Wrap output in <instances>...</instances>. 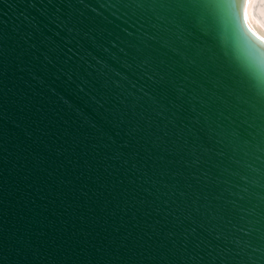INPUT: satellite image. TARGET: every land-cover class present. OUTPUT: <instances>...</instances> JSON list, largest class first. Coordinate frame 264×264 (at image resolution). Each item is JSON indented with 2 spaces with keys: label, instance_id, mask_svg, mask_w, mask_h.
<instances>
[{
  "label": "water",
  "instance_id": "95a60500",
  "mask_svg": "<svg viewBox=\"0 0 264 264\" xmlns=\"http://www.w3.org/2000/svg\"><path fill=\"white\" fill-rule=\"evenodd\" d=\"M0 264H264V93L205 0H0Z\"/></svg>",
  "mask_w": 264,
  "mask_h": 264
},
{
  "label": "snow or ice",
  "instance_id": "6c2138e0",
  "mask_svg": "<svg viewBox=\"0 0 264 264\" xmlns=\"http://www.w3.org/2000/svg\"><path fill=\"white\" fill-rule=\"evenodd\" d=\"M205 7L219 26L230 33L234 49L242 64L250 67L264 56V50L243 24L241 0H205Z\"/></svg>",
  "mask_w": 264,
  "mask_h": 264
},
{
  "label": "clouds",
  "instance_id": "9594fccd",
  "mask_svg": "<svg viewBox=\"0 0 264 264\" xmlns=\"http://www.w3.org/2000/svg\"><path fill=\"white\" fill-rule=\"evenodd\" d=\"M243 24L264 50V0H241ZM239 62L242 64L240 59ZM245 66L244 64H242ZM259 93H264V56L250 67L245 66Z\"/></svg>",
  "mask_w": 264,
  "mask_h": 264
}]
</instances>
